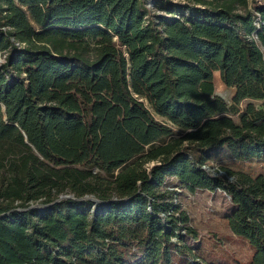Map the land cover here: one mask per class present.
Masks as SVG:
<instances>
[{
  "label": "trees",
  "instance_id": "trees-1",
  "mask_svg": "<svg viewBox=\"0 0 264 264\" xmlns=\"http://www.w3.org/2000/svg\"><path fill=\"white\" fill-rule=\"evenodd\" d=\"M224 145L264 159V0H0V264H264V174L194 153ZM198 190L248 263L201 252Z\"/></svg>",
  "mask_w": 264,
  "mask_h": 264
},
{
  "label": "rangeland",
  "instance_id": "rangeland-1",
  "mask_svg": "<svg viewBox=\"0 0 264 264\" xmlns=\"http://www.w3.org/2000/svg\"><path fill=\"white\" fill-rule=\"evenodd\" d=\"M215 87L219 95L231 100L233 91L222 83L218 72L215 73ZM194 153L200 160H205V167L211 166L213 172L226 166L233 170L245 171L253 176L264 174V159L237 161L230 156L226 145L217 149L209 159L199 152ZM182 204L190 212L192 224L200 232L199 242L202 253L216 260L229 262L239 260L248 263L253 250L245 239L236 236L230 230L225 218L230 203L223 191L198 190L195 194L183 196Z\"/></svg>",
  "mask_w": 264,
  "mask_h": 264
},
{
  "label": "crops",
  "instance_id": "crops-1",
  "mask_svg": "<svg viewBox=\"0 0 264 264\" xmlns=\"http://www.w3.org/2000/svg\"><path fill=\"white\" fill-rule=\"evenodd\" d=\"M215 73H217V72H215ZM219 73V72H218ZM230 89H232V91H233V94H234V92H235V89L234 88H230Z\"/></svg>",
  "mask_w": 264,
  "mask_h": 264
},
{
  "label": "water",
  "instance_id": "water-1",
  "mask_svg": "<svg viewBox=\"0 0 264 264\" xmlns=\"http://www.w3.org/2000/svg\"><path fill=\"white\" fill-rule=\"evenodd\" d=\"M64 197H68V196H64ZM95 202H98V200H95Z\"/></svg>",
  "mask_w": 264,
  "mask_h": 264
}]
</instances>
